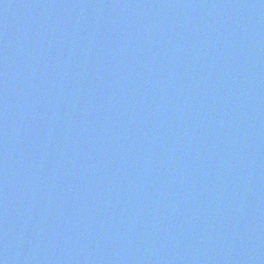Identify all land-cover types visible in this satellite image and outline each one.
I'll list each match as a JSON object with an SVG mask.
<instances>
[{
  "label": "water",
  "instance_id": "95a60500",
  "mask_svg": "<svg viewBox=\"0 0 264 264\" xmlns=\"http://www.w3.org/2000/svg\"><path fill=\"white\" fill-rule=\"evenodd\" d=\"M0 264H264V0H0Z\"/></svg>",
  "mask_w": 264,
  "mask_h": 264
}]
</instances>
